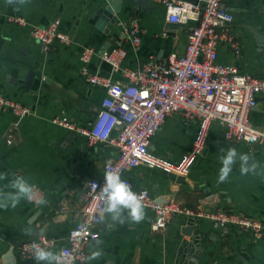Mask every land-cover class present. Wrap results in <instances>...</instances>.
<instances>
[{"label":"crops","instance_id":"1","mask_svg":"<svg viewBox=\"0 0 264 264\" xmlns=\"http://www.w3.org/2000/svg\"><path fill=\"white\" fill-rule=\"evenodd\" d=\"M105 5V0H0V93L31 111L18 123L10 112H0V173L7 174L0 189L10 190L6 185L13 176H26L45 192V202L37 207L22 199L15 207L0 208V264H38L36 259L21 261L16 251L21 242L38 234L54 239L51 251L57 253L76 222L86 182L100 178L105 163L115 158L110 145L91 146L79 134L52 123L58 117L86 126L105 96V89L88 84L80 75L79 48L110 49L119 41L122 27L136 19L141 43L136 49L124 44L123 69L134 70L150 57L159 62L184 51L188 27L166 22L162 0H123L115 24L108 23L109 18L102 23L100 11ZM223 5L234 17L231 31L242 51L234 57L220 44L218 63L264 78V0H224ZM10 17L24 19L26 26L9 22ZM54 19L72 42L69 46L55 42L45 52L31 39V26H45ZM90 69L112 81H124L120 72L112 73L95 57ZM249 118L253 127H264V93L256 96ZM197 130L196 121L172 114L151 138L149 151L178 164L192 153ZM8 134L10 146L5 143ZM230 148L248 155L249 164L255 162L257 167L242 174L237 158L228 178L220 182V157ZM126 177L132 190L145 189L159 203L173 198L193 210L224 209L252 218L263 227L262 237L254 239L184 215L153 233L152 213L144 208L139 222L127 218L126 212L123 223L105 214L99 239L88 246L86 264H264V144L228 143L223 129L212 124L186 174L138 166ZM62 207L66 212H60ZM96 251L101 254L91 258Z\"/></svg>","mask_w":264,"mask_h":264},{"label":"built area","instance_id":"2","mask_svg":"<svg viewBox=\"0 0 264 264\" xmlns=\"http://www.w3.org/2000/svg\"><path fill=\"white\" fill-rule=\"evenodd\" d=\"M162 3L166 8V22L188 27L181 55L171 53L159 62L150 57L137 69H123L126 57L124 44L129 43L136 49L141 43L142 31L136 19L122 27L119 41L110 49L97 52L89 47L79 48L80 75L88 84L105 89V96L98 113L86 126L79 127L66 118L58 117H54L52 123L79 134L91 146L110 145L116 153L114 159L105 163L103 175L89 179L80 194L76 222L67 234L65 244L57 251L63 258L61 264H86L88 246L99 239L105 213L102 212V202L96 197L106 171L119 170L131 188L126 174L138 166L186 174L193 154L199 153L212 124L223 129V138L228 143L264 144V127H253L249 118L256 105V96L264 93V78L240 73L234 65H223L217 61L220 44L230 49L234 57H239L242 51L241 43L231 31L234 17L224 8V0H162ZM8 21L26 26L22 18L10 17ZM59 28L58 19L45 26H31L30 37L45 52L55 42L69 46L72 42L70 37ZM94 57L109 66L112 73L120 72L124 81H112L92 71L90 65ZM6 111L12 114L16 123L31 114L28 107L0 93V112ZM172 114L181 115L186 122L198 123L192 153L184 156L178 164L149 151L151 138ZM5 143L8 146L13 144L11 135L6 136ZM93 183L98 187L93 188ZM36 188L39 198L45 202V192ZM133 191L141 196L144 208L152 213L153 233L164 231L175 216L184 215L210 221L222 229L234 228L254 239L262 237L263 227L252 218L224 209L193 210L173 198L159 203L145 189ZM29 202L34 207L41 204L35 200ZM60 212H66V209L62 207ZM34 245L52 250L56 241L43 234L29 238L16 247L18 258L21 261L35 260Z\"/></svg>","mask_w":264,"mask_h":264},{"label":"clouds","instance_id":"3","mask_svg":"<svg viewBox=\"0 0 264 264\" xmlns=\"http://www.w3.org/2000/svg\"><path fill=\"white\" fill-rule=\"evenodd\" d=\"M237 158L241 162L240 170L242 174L256 169L257 165L255 162L249 164L250 158L248 155L238 154L235 148H230L220 157L222 164L218 176L220 182L228 178ZM6 177V173H0V180H4ZM92 186L93 188L98 187L95 183ZM6 187L10 190L0 189V208L15 207L22 199L44 203L39 198L38 189L29 182L26 176H13ZM96 199L103 204L102 212L109 215L113 221L119 220L123 223L125 219L123 214L125 212L127 213V218L132 221L139 222L144 218V204L141 196L132 190L117 169L104 173V183L100 186ZM33 253L38 264H61L63 259L59 254L39 245L33 246ZM100 254L99 251L93 252L91 258H95Z\"/></svg>","mask_w":264,"mask_h":264},{"label":"water","instance_id":"4","mask_svg":"<svg viewBox=\"0 0 264 264\" xmlns=\"http://www.w3.org/2000/svg\"><path fill=\"white\" fill-rule=\"evenodd\" d=\"M123 0H105L106 5L100 11L102 23L107 22V18L110 19L108 23L115 24L117 22L116 14L120 11V4ZM103 51V50H102ZM194 221L193 218H190ZM189 231V229L187 230Z\"/></svg>","mask_w":264,"mask_h":264}]
</instances>
